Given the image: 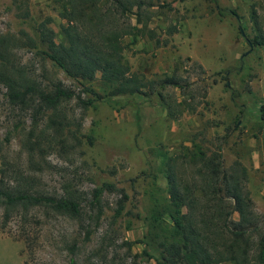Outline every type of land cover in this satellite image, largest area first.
I'll return each instance as SVG.
<instances>
[{
	"label": "rangeland",
	"instance_id": "374dc122",
	"mask_svg": "<svg viewBox=\"0 0 264 264\" xmlns=\"http://www.w3.org/2000/svg\"><path fill=\"white\" fill-rule=\"evenodd\" d=\"M151 1L144 15L151 16L154 37L125 35L124 56L133 71L147 78L181 76L182 86L161 88L166 98L188 103L177 117L167 116L156 93L106 96L86 107L75 96L60 105L64 126L52 134L44 128L51 109L37 100L11 101L0 82V166L6 158L32 174L43 192L59 196L68 191L81 200L76 216L39 205L4 222L0 207V264H70L71 259L74 264H157L143 251L141 239L152 195L165 189L160 154H175L192 138L211 147L221 144L225 166L236 159L245 165L243 187L258 222L249 232L251 264H256L255 243L264 231V45L251 40L264 35V0ZM23 9L14 0H0V33L20 38L13 51L18 65L40 85L59 79L83 96L85 84L98 89L97 80L68 76L39 50L37 24L47 16L50 32L62 39L66 19L58 1L28 0L27 16L20 14ZM126 19L136 23L133 13ZM157 38L166 42L158 44ZM27 137H41L45 147L31 161ZM178 170L192 178V165ZM104 181L116 188L104 190L99 202L91 204L93 188ZM121 198L123 207L116 214ZM232 217L237 219L238 212ZM146 249L156 254L154 248Z\"/></svg>",
	"mask_w": 264,
	"mask_h": 264
},
{
	"label": "trees",
	"instance_id": "16d2710c",
	"mask_svg": "<svg viewBox=\"0 0 264 264\" xmlns=\"http://www.w3.org/2000/svg\"><path fill=\"white\" fill-rule=\"evenodd\" d=\"M24 9L21 15L29 14L28 0H14ZM60 15L66 19L61 27L62 39L57 41L50 32L47 16L37 24L40 52L48 57L68 76L83 81L97 80L99 88L83 85L85 96L65 86L57 79L48 85L31 77L16 62L14 47L20 38L14 34L0 33V82L7 88L11 101L25 103L37 100L40 106L51 109L45 129L52 134L60 133L63 121L59 108L63 101L76 96L84 106L96 100L119 94L156 93L167 116L180 115L188 103H179L166 98L161 91L165 85L182 86L181 76L167 74L163 79L147 78L133 71L124 56L123 37H136L145 32L154 37L144 15L145 6L153 5L150 0H57ZM135 14L136 23L126 19ZM251 17L256 18V8L251 3ZM175 27L168 28L171 33ZM30 44L35 40L26 34ZM157 43H165L156 39ZM253 44L264 45V35L255 34ZM99 74V77L97 75ZM183 105V106H182ZM260 128L264 131V104L260 108ZM43 139V138H42ZM41 137L24 143L30 161L36 151L43 152ZM161 171L165 189L152 195V204L146 215L147 230L141 241L143 251L156 259L157 264H214L233 261L235 264H251L250 249L253 245L249 232L258 228L252 209V199L243 187L246 167L239 160L224 165L221 144L211 147L204 141L192 138L190 144H182L175 154L161 153ZM192 165V178L179 173V165ZM116 186L104 181L92 191L91 204L98 203L101 193ZM51 195L37 187L34 176L25 169L3 158L0 166V207L2 220L6 222L15 212L25 213L31 207L45 206L57 212L76 216L80 212L81 200L74 195ZM123 197L126 193L123 191ZM116 208L119 214L123 202ZM234 211L238 218L232 217ZM154 248L156 254L149 252ZM256 264H264V231L255 243ZM70 264L73 263L71 259Z\"/></svg>",
	"mask_w": 264,
	"mask_h": 264
}]
</instances>
